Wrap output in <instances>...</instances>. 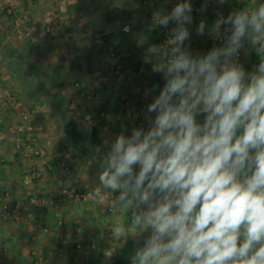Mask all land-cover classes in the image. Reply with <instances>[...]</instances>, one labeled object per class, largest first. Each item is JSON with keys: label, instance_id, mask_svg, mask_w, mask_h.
<instances>
[{"label": "clouds", "instance_id": "1", "mask_svg": "<svg viewBox=\"0 0 264 264\" xmlns=\"http://www.w3.org/2000/svg\"><path fill=\"white\" fill-rule=\"evenodd\" d=\"M192 11L183 0L154 13L156 25H176L144 51L166 83L147 107L148 129L111 142L91 198L131 214L112 237L150 232L132 264H264V3L219 16L209 35L223 46L200 56L184 46ZM148 39L138 34L137 47ZM245 41L260 58L251 72L238 62Z\"/></svg>", "mask_w": 264, "mask_h": 264}, {"label": "crops", "instance_id": "2", "mask_svg": "<svg viewBox=\"0 0 264 264\" xmlns=\"http://www.w3.org/2000/svg\"><path fill=\"white\" fill-rule=\"evenodd\" d=\"M181 2L183 0H0V96L5 92L8 79L15 78L14 81L18 82L8 67L6 52L1 51V46L12 41L4 39V36L10 37V27L17 25L16 21L20 19L27 20L30 27L43 28L59 21L55 18L56 12H64L65 17H61L66 23L92 31V26H96L103 30L102 33L112 36L123 57L122 68L112 71L109 65L104 66L98 37L93 41V35L88 37L80 32L71 42L62 34L53 39L50 37L49 46H56V57L65 74L73 78L82 76L90 81L82 88L83 96L72 99L67 93L57 94L65 96V99L58 96L54 100L53 95L47 103H41L37 98L38 104L27 112V104L22 99L8 100L7 96L0 99V113H3L0 116V264H33L38 257L43 258L44 264H112L128 250L135 253L136 248L143 245L150 232L136 237L129 235L127 242H123L125 238L112 237V227L121 222L130 223V213L126 215L123 208L109 209L105 204L95 202L92 195L72 200L64 191L77 187L82 192H93L99 183L102 158L111 142L121 132L131 135L134 127L148 129V117H154L155 113H148L147 107L160 91L152 80L160 74L161 85L164 87L166 83L164 75L154 72L152 64L145 63L143 58L148 45L160 44L165 29L155 24L153 16L157 12L167 14ZM189 2L193 19L186 27L190 32L189 51L192 55H204L213 47L223 46L224 42L208 40L197 32L201 21L205 22V31L212 27L216 21L213 10L207 8L203 0ZM259 3H264V0H225L218 6L228 16ZM113 6L132 11L135 20L125 27L120 23L102 24L103 15ZM94 17L100 20L95 23ZM175 26V23H170L168 27ZM140 33L149 37L143 48L137 47L136 43ZM11 45L13 49L17 46ZM75 49L79 51L75 52ZM242 51L241 65L251 72L260 58L247 41ZM69 82L66 76L57 79L53 85L64 91ZM37 86L46 88L43 82ZM61 109L79 126L96 133L88 153L79 152L67 138ZM22 112L28 113L33 121L32 131L19 128L26 125ZM15 113H18V118H15ZM197 119L199 121V116ZM14 124L17 137L8 134ZM37 148L44 152L36 154L34 150ZM62 161L70 166L69 173L60 168ZM37 170L41 175L33 186L25 185L23 178ZM36 188L53 199L50 206L34 204L30 193ZM5 207L16 211L12 218L3 217ZM77 218H80L79 223ZM78 243L82 244L81 248H77Z\"/></svg>", "mask_w": 264, "mask_h": 264}, {"label": "rangeland", "instance_id": "3", "mask_svg": "<svg viewBox=\"0 0 264 264\" xmlns=\"http://www.w3.org/2000/svg\"><path fill=\"white\" fill-rule=\"evenodd\" d=\"M13 11H11L12 13ZM65 14L56 12L55 18L58 19L55 24L51 22L52 24L45 25L43 28L38 26H32L27 25V20L20 19L19 21H16L17 25H14V27H10L9 36H4V39L12 40L10 42H5L1 46V51L6 52V49L3 48L4 45H7L10 47H13L11 44H15L16 46L13 50L16 55L24 57L26 64L25 65H17L19 66L21 70V73H23V76H21V80H18V82L8 79L7 86L5 88V92L3 93L1 98H4L7 96L8 100H16L17 98L22 99L24 103L27 104L25 107L26 112L27 109L33 108L37 102V98L40 99L41 103H47L51 101L53 95L57 94H65L67 93L69 98L75 99L78 96H83L81 92L84 93L82 88H78L75 84L76 82L79 83H87L90 81L85 80L82 76L81 77H69L70 75L68 73L65 74V69L60 66V61L57 59L56 55H58V51L56 50V46L53 48L52 46H49L50 37L53 39V37L57 35H64L68 41H72L76 38V35L78 32L80 33H86L88 37L93 35L92 40L95 41V39L98 37L101 39V37L104 35L102 33V29L96 26H92V29L86 30L85 28H80L75 25H70L66 23L65 18L61 17ZM16 17V15H15ZM99 21L100 19H97L94 17L93 21ZM102 23V22H101ZM17 26V27H16ZM31 28V29H30ZM40 28V29H39ZM49 28V29H48ZM91 28V27H90ZM96 28V29H95ZM99 28V29H98ZM20 32H22V36H20ZM91 40V39H90ZM91 40V41H92ZM43 43V44H42ZM1 44V43H0ZM48 44V45H47ZM75 52L79 51L77 49L74 50ZM103 60H104V66L110 65L109 58L107 53L102 54ZM58 60V61H57ZM8 67L10 70L15 69L16 60L14 58H8L7 59ZM35 65V66H41L40 69L41 72L39 73L40 82H43L46 86V90L43 91L42 88H39V92H34L35 86L39 84V81L35 75H33L30 70L28 69L29 65ZM16 66V67H17ZM64 69V70H62ZM111 70L113 71V68L111 67ZM115 70V69H114ZM15 73L13 75L18 77V72L15 69ZM46 71L49 74V77L44 72ZM116 71V70H115ZM115 73L116 76V72ZM21 75V74H20ZM19 75V76H20ZM68 77L70 79L68 88L64 91L57 89L53 83H55L56 79ZM72 78V79H71ZM80 78V79H77ZM116 79V78H115ZM82 89V90H81ZM77 93V94H76ZM61 99H65V96H59ZM20 112V111H19ZM3 116V113H0V116ZM15 118H18V113H15ZM16 130V124L12 125L10 129L8 130V134L12 135V137H17ZM74 178V177H73ZM1 215V213H0ZM80 219V218H77Z\"/></svg>", "mask_w": 264, "mask_h": 264}, {"label": "trees", "instance_id": "4", "mask_svg": "<svg viewBox=\"0 0 264 264\" xmlns=\"http://www.w3.org/2000/svg\"><path fill=\"white\" fill-rule=\"evenodd\" d=\"M90 1H96V0H90ZM102 20V24L109 26L112 24H116V23H120L122 25V27H125L126 25L131 24L134 20H135V16L134 13L126 8L123 7H116L113 6L110 10H108L104 15ZM96 23V20L94 21ZM100 42V48L102 53H107L108 54V58L110 56V54L112 52H120L119 47L116 46L115 43H113V38L110 35L104 34L101 39L99 40ZM1 43V41H0ZM4 49H6V57L7 59L10 58H14L16 60V64H15V69L18 72V77H16L17 80H21V76H23V73H21V70L19 68V65H25V59L24 57L22 58V56L20 55H16L13 50L12 47L9 48V46L4 45L3 46ZM122 55V54H121ZM123 59V57H121ZM110 63V61H109ZM111 65V64H110ZM17 66V67H16ZM30 67L28 68L30 70V72L35 75L38 79V81L40 82V77H39V73L41 72V66H33V65H29ZM112 67V66H111ZM15 69H13L12 71L15 73ZM47 76L49 77V74L44 71ZM21 74V75H20ZM20 75V76H19ZM57 80V79H56ZM161 81H162V77L160 76V74H156L154 79L152 80V84L153 85H158L160 87V91L162 90V85H161ZM38 86H35L34 88V92H39L38 91ZM43 91H45L46 89H42ZM159 91V93H160ZM59 95H55L53 96L54 100H57V97ZM61 113V117L65 123V125L67 126V130H66V134H67V138L69 140H71L74 144V147L79 151H83L85 153L89 152V147L90 145L94 144L95 141V132H89V130H87L86 127L84 126H79L76 121L67 116L64 111L61 109L60 111ZM134 253L130 252L129 250L127 252H125L124 254L120 255L117 259V261L115 263L112 264H132V257H133ZM99 264V263H98ZM100 264H105V262H101Z\"/></svg>", "mask_w": 264, "mask_h": 264}, {"label": "built area", "instance_id": "5", "mask_svg": "<svg viewBox=\"0 0 264 264\" xmlns=\"http://www.w3.org/2000/svg\"><path fill=\"white\" fill-rule=\"evenodd\" d=\"M203 4L213 10L214 12V16L216 18V20L219 18V16H223V17H227L226 13L224 12V10L218 6L219 2L218 0H203ZM195 10V9H194ZM198 10V9H196ZM11 12V10H10ZM226 27H229L228 25H222V35L223 36H227L229 33H225L224 32V29ZM49 29V28H48ZM211 28L207 29L204 33V36L206 39L208 40H214V41H218V42H224L223 39H214L212 36L209 35V30ZM171 28L167 27L164 29L161 37H160V44H166L167 40L170 38L171 36V32H170ZM191 44V39L189 38L188 40L185 41V48H187L189 50V46ZM242 56H243V51L242 49H240L239 51V55H238V62L240 64H242ZM122 55L119 53V52H112L109 56V61H110V64L112 66L113 69H117V70H120L122 68ZM78 88H83V86H85V83H79V82H76L75 84ZM92 91L96 92L95 88H91ZM21 117L22 119L24 120V122L26 123V125L24 127H19L21 130H29V131H32L34 129V125H33V121L31 120L30 116L28 113H25V112H22L21 114ZM204 119V116L203 115H200L199 116V121L202 122ZM34 152L36 154H41L43 153V149L41 148H37L34 150ZM60 168H62V170L65 172V173H69L71 171L70 169V166L67 165L64 161L60 162L59 164ZM41 175V172L40 171H35L33 172L32 174H29V175H26L24 178H23V182L25 185L27 186H33L35 180ZM64 193L66 195H68L69 198H71L72 200H82V199H85L87 196H90V195H93L94 193L93 192H82L80 191L77 187H73L71 189H68L66 191H64ZM31 197L33 199V202L35 205L39 206V207H48L52 204L53 202V199L47 195H44L38 188H36L35 190H32L31 191ZM114 198V195L113 194H110L109 195V199H112ZM16 213V211L13 209V208H10V207H5L3 210H2V215L4 218L8 219V218H12L14 216V214ZM129 221L131 222V214L129 215ZM60 223H62L63 221H59ZM76 222H80V219H76ZM82 247V244L81 243H78L77 244V248H81ZM33 264H44V260L42 257H38L36 259V261L33 263Z\"/></svg>", "mask_w": 264, "mask_h": 264}]
</instances>
